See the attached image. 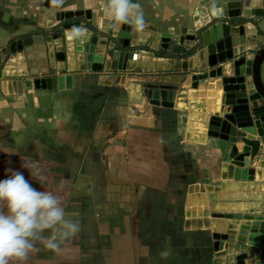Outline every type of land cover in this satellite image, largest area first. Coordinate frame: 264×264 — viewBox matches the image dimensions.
<instances>
[{"label":"crops","instance_id":"0c3cea01","mask_svg":"<svg viewBox=\"0 0 264 264\" xmlns=\"http://www.w3.org/2000/svg\"><path fill=\"white\" fill-rule=\"evenodd\" d=\"M106 2L64 0L54 6L52 0H0V47L50 30L61 12L88 13L77 17L81 27L74 28L86 30L79 36L83 51L74 29L63 30V43L55 45L57 71L0 78V179L7 178L8 169L18 170L42 191L21 167L22 159L35 163L47 177L45 188L63 198L65 211L80 224L60 251L37 242L39 250L24 264H236V244L264 234L258 225L246 226L248 216L237 214L236 206H247L251 193L247 183L233 180L229 167L255 168L253 181L263 182L264 162L260 165L262 153L249 164L238 158L227 162L232 143L208 130L215 120L228 132L225 116L233 103L224 101L225 94L246 98L252 116L264 110L250 76L243 85L218 88L222 78L234 76L235 60L251 62L264 48V0L245 20L242 38L217 39L209 28L202 55L165 57L169 69L160 72L129 70L136 62L98 56L89 36L109 34L122 45L167 54L183 30L194 34L215 20L239 21L244 0H133L147 27L131 34L122 25L109 26ZM67 52L76 53V71L65 68ZM260 71L264 83V60ZM131 82L151 83L154 90L160 83L180 86L173 106L165 107L153 104L152 94L130 92ZM226 182L231 186L216 193L222 217H214L207 187ZM252 222L261 221L255 215Z\"/></svg>","mask_w":264,"mask_h":264},{"label":"water","instance_id":"95a60500","mask_svg":"<svg viewBox=\"0 0 264 264\" xmlns=\"http://www.w3.org/2000/svg\"><path fill=\"white\" fill-rule=\"evenodd\" d=\"M259 2L260 0H244L243 17L237 22L232 20L216 22L215 20L194 34H186V31L183 30L167 54L166 52H160L145 45H133L131 42L122 45L116 40V36L97 32L92 33L90 30L87 31V33H92L89 36L88 43L94 46V52L98 56L105 57L109 54L114 61L121 64L124 58L132 60L134 63L136 62L138 66H129V70L137 72L142 69L144 71H166L169 69V65L163 62L165 57L179 58L182 55L191 56L196 53L202 55L203 45L206 44L205 41H208L206 39L207 33L203 34V32L209 28L215 30L217 39L229 35L242 38L245 34L244 22L249 16L256 14V8L260 7ZM84 14H86L87 18L88 13L84 11L61 12L58 15V24L50 30L20 36L11 40L5 46L0 47V78L29 76L30 71L34 69H37L43 75L57 71L59 69V57L55 50V45L63 43L64 29L81 27V20L77 17L84 16ZM122 30L129 34L133 31L129 25H122ZM212 30H209V32H212ZM204 38L205 41L202 43ZM77 39L79 42L77 48L83 51V45L80 43L81 38L79 37ZM65 59V68L69 71H76V53L67 52ZM263 60L264 48L255 54L251 62H247L245 57L235 60L234 76L222 78L220 86L218 84V88L221 87V84L238 83L243 85L246 82V76H250L253 89L264 99V83L261 79L260 71ZM122 67L120 66V68ZM109 82L110 80L103 83ZM179 86V83H160L154 90L153 85L148 82H131L128 84L130 92L136 91L140 97L142 94H147L148 96L152 94L154 97L150 101L153 104L165 107L173 106V101L177 95ZM158 95L161 96V100L156 98ZM226 98L231 99L233 103L231 113L225 116L226 120L230 123L228 124V132H221L219 121L212 120L209 124L208 135L232 143L227 162L238 158L241 161L239 162L237 160L239 164H249L262 153L260 157V165H262L264 162V110L255 112L252 116L249 111V106L245 103L246 98L237 100L235 93L225 94L224 101ZM254 120L256 121L255 123ZM240 144L243 146L241 151L239 149ZM248 151H250L249 154ZM229 169L233 172V180L240 183L241 181L247 183L245 185L251 193L249 198H247L250 199V203L247 206L246 204H238L236 206L238 209L237 214L248 216V220L245 222L246 226L250 224L254 226L258 225L259 233L264 234V181H253L256 174L255 168L249 169L240 166H230ZM228 186H231L230 182L222 183L220 186L207 187L210 208L214 213V217H222L220 211L218 213L216 203L218 196L216 193ZM255 215L260 218L261 222L257 224L256 222H252V217ZM249 252L251 254L253 253L251 264H264V238L253 237L249 240L248 244L242 242L237 243L235 251L236 264H246L245 260L249 257Z\"/></svg>","mask_w":264,"mask_h":264},{"label":"clouds","instance_id":"9594fccd","mask_svg":"<svg viewBox=\"0 0 264 264\" xmlns=\"http://www.w3.org/2000/svg\"><path fill=\"white\" fill-rule=\"evenodd\" d=\"M60 6L64 0H52ZM109 26L118 29L129 25L136 32L147 27L141 6L133 0H107L103 6ZM86 30L74 29L75 37ZM21 167L43 188L33 187L23 172L8 169L7 178L0 179V264H24L29 255L38 251L37 242L46 249L60 251L64 242L74 238L80 224L65 211L63 198L47 190V177L35 164L23 160ZM48 233V235H45ZM167 256L168 253H162Z\"/></svg>","mask_w":264,"mask_h":264},{"label":"bare ground","instance_id":"6f19581e","mask_svg":"<svg viewBox=\"0 0 264 264\" xmlns=\"http://www.w3.org/2000/svg\"><path fill=\"white\" fill-rule=\"evenodd\" d=\"M250 81V80H249ZM250 83V82H249ZM242 148H243V146H242ZM239 162H241L240 160H239Z\"/></svg>","mask_w":264,"mask_h":264}]
</instances>
